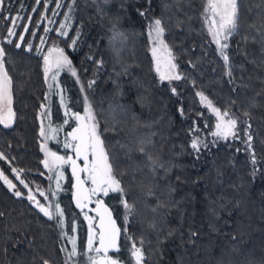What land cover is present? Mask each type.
I'll return each mask as SVG.
<instances>
[{"label":"trees","instance_id":"1","mask_svg":"<svg viewBox=\"0 0 264 264\" xmlns=\"http://www.w3.org/2000/svg\"><path fill=\"white\" fill-rule=\"evenodd\" d=\"M59 2L63 7L58 11L57 0L40 4L6 0L0 9V40L7 53L5 68L11 78L14 111L12 127L0 126V152L8 158L0 159V168L24 194L16 197L0 180V212L4 213L0 264H43L44 260L66 264L60 228L27 199L26 189L11 171L23 169L21 177L30 187L49 186L38 139V108L48 87L43 53L37 52L44 35L46 44L52 39L64 42L79 76L75 86L82 102L88 94L100 129L115 128L103 132L105 146L116 141L126 146L113 154L114 171L126 195L104 197L121 227L120 249L115 253L119 259L129 264L133 242L140 247L142 240L143 264H195L202 255L207 258L202 264H264V178L251 177L252 166L241 140L222 138L199 154L190 146L194 122L207 124L206 128L213 123L196 95L202 92L213 105L229 110L239 129L244 121L251 124L257 158L264 161V41L257 31L264 32L261 0H238L240 28L227 41V63L202 19L205 0ZM17 13L21 17L14 29L18 35L9 37L7 29L12 24L5 17ZM68 13L72 23L63 38L57 29ZM147 15L162 20L163 40L180 80L160 79L144 23ZM116 32L122 38L113 39ZM17 43L21 47H15ZM114 49H119L118 57ZM88 56L102 59L103 66L98 68ZM90 80H95L93 87L81 92V83ZM173 87L178 95L171 92ZM181 107L183 116L178 111ZM76 110L84 113V102L71 111ZM240 135L243 138L242 131ZM141 140L151 141L145 143L146 151L164 167L153 171L147 156L137 150ZM260 169L264 171V163ZM125 198L134 205L127 220L121 203ZM79 223L84 232L83 219ZM193 232L197 235L190 237Z\"/></svg>","mask_w":264,"mask_h":264},{"label":"snow or ice","instance_id":"2","mask_svg":"<svg viewBox=\"0 0 264 264\" xmlns=\"http://www.w3.org/2000/svg\"><path fill=\"white\" fill-rule=\"evenodd\" d=\"M6 0H0V9H2L5 5ZM36 4H40L41 0H35ZM151 0H149V4ZM261 3L264 4V0H261ZM23 7V5H21ZM63 7L62 3L57 0L56 8L59 9ZM69 13L72 10V5H68ZM33 11H36L33 8ZM56 14L55 12L53 13ZM142 16L145 15V12L140 13ZM202 19L207 24V31L211 34L212 41L218 46V52L223 57L224 61L227 63L229 60L228 55L225 50L228 48L227 41L231 36L236 34L240 28V13H239V5L238 0H205V8L201 13ZM43 18V17H42ZM5 19H9L11 21L12 27L7 29L8 36H17L18 34L15 32V28L20 26L17 24V21L21 19L19 13L16 16H8ZM31 20V17L28 18ZM70 16L66 15L65 20H69ZM39 26V25H37ZM66 25H61L60 35L67 36L68 33L63 29ZM249 27H254V25H249ZM261 27L264 28V21H261ZM24 31L27 32L28 28L24 26ZM44 31L47 33L49 29L45 28ZM260 33V38L264 41V32H261L260 29H257ZM165 33V28L162 26V20L159 18H153L149 23V36L152 39L153 44L155 45L152 49L153 56L156 55V50L158 46H163L167 48V45L164 43L163 35ZM34 34V33H33ZM79 32H77V38L72 40V46L74 47L79 39ZM123 34L116 32L114 33L113 39L122 38ZM7 39V37H5ZM19 39L21 41L24 40V36L19 34ZM247 39V37H245ZM44 38H41V44H43ZM8 43H12L11 40H8ZM15 47L19 48L21 45L17 43ZM29 49H31V45H29ZM57 51L58 56L55 58V61H51L48 55L44 56V74L45 79H48L49 72H52L51 80L53 83H49L48 87L51 91L54 87L59 88V85L56 82V77L59 74V71L62 69H66L71 73L73 77H76L77 82H79V76L77 74V70L73 67L72 61L69 59L67 55H65L63 49L55 48L50 49L49 51ZM117 57L119 56V49H114ZM40 49L37 48V52ZM169 54L170 50H169ZM7 58V53L5 48L0 46V114H2L5 109H7L8 116L5 117L0 115V123H3L5 127L10 126L11 117L14 116V113L11 111V78L8 76L7 71L5 70V60ZM86 59L90 60L92 63L96 64L97 67L103 66V60H96L92 56L86 57ZM171 67L175 69L177 67L176 64H171ZM53 68L55 71H53ZM86 71V70H85ZM159 71V68H157ZM231 76V72L228 73ZM182 77L180 75H163L161 74L160 79L163 80H180ZM231 82V81H230ZM95 84V80H90L87 84L81 83L80 91L84 92L85 88L91 89ZM171 92L173 94L178 95L176 88H171ZM201 99L202 103L206 102L207 107L216 114L217 124L216 131L213 133L214 136L218 138L227 139L231 136L234 139L241 140L244 145V151L248 153L249 163L252 166V171L250 172L253 180L260 176L264 178V171H261L260 164L264 163V161H260L257 158L255 148L253 146L254 137L252 135L251 124L247 121H244V128H238V120L233 118L230 114L229 110L221 111L220 108L214 107L212 102L208 100L206 96L202 92L196 93ZM84 102V115L82 116L79 112H72L71 108L65 105V98L63 95L60 97V103L65 105V116L68 119L64 120V124H70V120L74 119L76 121V127L72 128L70 132L66 133V138L63 143V147L65 149H70L72 154L67 156L57 155L55 152H50L47 149L46 144H41V148L45 151L46 159L42 161L44 167L49 171H54L55 180H56V190L60 189V180L63 178V172L60 169L64 165H69L71 167L72 176L75 178L76 184L74 187L76 188V192L74 193V199L76 203V207L81 210L84 214V219L88 221V239H87V248L85 253L86 262L85 264H120L119 259H113L108 255L109 250H113L114 252H119L118 238L120 236L121 230L116 227L115 221L112 220L111 213L106 205L103 204L101 197H107L109 193H120L122 196H125V188L121 186V181L117 179V172L114 171V163L115 156L113 155L117 148H125L126 146L120 144L119 141H116L114 144H109L108 147L105 146L104 140L101 138L103 132H107L109 130L116 131L115 128L109 129L104 128L100 129L99 121L96 118V114L92 108L91 103L89 102V98L87 95L83 97ZM233 103H235L233 101ZM41 107L45 109L43 115H48L49 111L47 105L42 104ZM180 114L183 116L184 111L181 107L178 109ZM198 116L202 114H197ZM247 116L248 113L245 112ZM227 118V119H226ZM207 127V124H205ZM49 130L52 132H57L59 129H52L51 122H49ZM193 133L199 131L198 125H195L190 130ZM243 132V138L240 133ZM41 137H45V130L41 127L40 131ZM151 143L150 140L140 141V146L138 147V151L147 156L150 164L153 167V171H155L156 167H164L162 164H158L157 160L153 159V157L148 154L145 148V143ZM215 143V141H213ZM264 144V141H261ZM191 148L199 154L200 150L207 149L209 147L208 143L202 140L199 136H195L191 140ZM240 151V149H237ZM0 159L7 160L8 158L5 156L3 152H0ZM169 169H166L168 171ZM11 171L15 173V179L19 181V184L23 185L25 189H28L27 199L33 202L36 208L39 209L41 213L49 220H54L56 222L57 227L61 230L62 238H66L71 244V250L69 251L67 247L62 248V251L67 253L68 259L72 260L73 258L78 256L77 243L75 235L69 236L68 232L64 230V209L61 208V205L58 201L51 200L50 197H55L57 195V191L50 190L46 195L43 191H40L39 188L36 189V193H38L47 203H41L36 199V194L33 193L32 188L29 186V183L24 179H21V172L23 169L12 168ZM122 175V174H121ZM49 179H53V177H49ZM179 179V177H177ZM0 180L4 182L8 186L9 189L13 190L14 195L16 197H21L24 194L17 188L16 184L12 182L4 174L3 171H0ZM85 185H91L90 187H85ZM149 195H152L151 190H149ZM93 197H95V201H93ZM96 204V208L102 209L98 214L99 225L93 223L96 217L89 216L87 209L88 205L91 203ZM121 203L126 211L125 220L128 219L130 215L134 212V205L129 204L127 199H122ZM96 209H93L95 211ZM155 210V209H153ZM4 215L3 212H0V217ZM105 217H107V222H105ZM75 219V217H74ZM76 231L75 227L72 228V232ZM126 234V230H125ZM171 235V233H170ZM197 233H190L191 236H195ZM141 246L137 247L136 243L133 242L130 255L134 259V264H143L145 256L143 252V241H140ZM98 245V246H97ZM99 257H103V259H99ZM43 264H49L47 260L43 261ZM67 264V262H66ZM73 264H78V261H73Z\"/></svg>","mask_w":264,"mask_h":264},{"label":"rangeland","instance_id":"3","mask_svg":"<svg viewBox=\"0 0 264 264\" xmlns=\"http://www.w3.org/2000/svg\"><path fill=\"white\" fill-rule=\"evenodd\" d=\"M57 11H58V9H57ZM67 15H69V13ZM153 18H156V17L152 16V15H147L146 19H145L146 22H144L145 26L147 28L148 36H149V23L152 21ZM71 23H72L71 17L67 21L65 20V17H64L60 23L59 28L57 29L58 34L60 35V30H61L62 24L66 25V27L63 30L68 33L70 30V27H71ZM46 37H47V35H44L42 37V38H44V41H45ZM62 37L65 38L66 36H62ZM149 38H150V36H149ZM150 41H151L152 49H153V47L155 45L153 44L151 38H150ZM0 46H1V40H0ZM37 48L40 49L39 52L43 53V60H44V56L48 55L50 60L54 62L55 58L58 56V52L55 50L50 52L49 50L55 49V48L63 49L65 55L68 56L67 49L64 46V42H62L59 39H52L47 44L45 42L43 44H41V40H40L39 44H37ZM154 59H155L156 70H157V68H159V71H157L159 73V75H161V74H163V75H175V69H173L171 67V64H173L174 61H173L172 56L169 54V51L167 50V48H164L163 46H158ZM44 67H45V64H44ZM73 67H75V66L73 65ZM5 70H6V68H5ZM53 71H55L54 68H53ZM51 75H52V72H49L48 79H47L48 85H49V83H53V81L51 80ZM75 80H76V78L73 77L69 71H67L66 69L60 70L59 74L56 77V82H55L59 85V88L54 87L50 91L49 87H47L45 95H44V99H43V101L40 102V105L38 108L39 109L38 110V122H39V124H38L39 125V127H38L39 138L38 139H39V147H40V150L43 154V160L46 159V156H45V151L41 148L42 143L46 144L47 149L50 152H55V153H57V155L67 156V154H68V149H65L63 147V143H64V140L66 138V130L71 126L72 120H70V124H64V120L68 119V117L65 116V110H66L65 105H67L69 108H71V110L75 109L77 107H80V108L83 107V102L81 100L79 90L75 86V84H76ZM61 95H63L65 98V105H62L60 103ZM86 95L88 96V94H86ZM199 99H200V97H199ZM200 102H201V99H200ZM42 104L47 105L49 114L46 116L42 114L45 111V109H43L41 107ZM201 104L203 106H205L208 113L212 115L213 123L210 125V128H206V127L202 126V124H198L199 131L196 133L192 132V139L194 138V135H195V136H199L202 140H204L208 144H214L213 141H215V143H216L218 140L222 139V138H218V137L213 135V133L216 131L215 126H216L218 120H217L216 114L213 113L207 107L206 102L205 103L201 102ZM213 106L216 107L215 105H213ZM82 110H83V108H82ZM11 111H12V113H14L13 108H12V103H11ZM0 115L7 117L8 116L7 109H5V111ZM96 118H97V116H96ZM97 120H98V118H97ZM13 122H14V116L11 117L9 127H5V125L3 123H0V126L5 127V128H10V127H12ZM49 122H51V128L52 129L58 128L59 130L55 133L50 131L49 130ZM41 127H43L45 130V134H46L45 137H41V135H40ZM202 150H203V148L200 151L202 152ZM65 166L66 165H64L60 169V171L63 172V178L60 180V189L59 190H56V180H55V175H54L55 170L49 171L45 167H44V171H45L44 174L46 175V177L49 180V186L44 187L42 184H40L39 186H37L38 184L35 186H32L33 185L32 184L31 188L33 190V193L36 194V199L39 200L41 203H47V202L44 200L43 197H41L38 193H36L37 188H39L40 191H43L46 195L48 194V192L50 190L57 191V195L55 197H50V199L54 200V201H58L61 205V208L64 209V213H65L64 230L66 232H68L69 236L75 235L76 243H77V250H78V256L73 258L72 260L68 259L67 253L65 252V254H64L65 255V263L67 262V264H73V261H78V264H85L86 257H85V255H83V253H85L86 248H87L88 230H85L83 232L82 225L79 223V218L82 219V215L80 214L78 216V212H76L77 210L73 207L72 204H70L71 203V199L69 197L70 196V193H69L70 187H69V183H68L67 170H66ZM0 171H2L1 168H0ZM13 174L15 176V173H13ZM50 176L53 177V179L50 180L49 179ZM21 179H22V177H21ZM70 183H71V179H70ZM26 191L28 194V189H26ZM31 203L35 206V204L33 202H31ZM73 209H75L76 211H74ZM74 217H75V219H74ZM73 227H75V229H76V231L74 233L72 232ZM64 239H65V241H64L65 247H67L68 250L70 251L71 250V244L66 238H64ZM206 259L207 258L204 255H202L199 258V262H195V264L205 263ZM128 263L133 264V259H130V260L128 259ZM120 264H127V263H125V261L122 260L120 262Z\"/></svg>","mask_w":264,"mask_h":264},{"label":"water","instance_id":"4","mask_svg":"<svg viewBox=\"0 0 264 264\" xmlns=\"http://www.w3.org/2000/svg\"><path fill=\"white\" fill-rule=\"evenodd\" d=\"M73 112H79L82 116L84 115V113L81 111V110H76V111H73ZM76 127V121L74 120V123L66 130V133L67 132H70L72 130V128ZM72 152L70 151L67 155H71ZM67 168H68V172L70 174V177H71V185H70V188H71V193H70V199H71V202H72V205L73 207L81 212V210L79 208L76 207V203H75V199H74V193L76 192V188L74 187V185L76 184V181H75V178L72 176V173H71V167L69 165H67ZM85 187H89L88 185H85ZM102 201H103V204L107 206V208L109 209L110 213H111V217H112V220L115 221V224H116V227L119 228L121 230V227L115 217V214H114V211L112 209V207L106 202L105 198L104 197H101ZM93 201H95V198H93ZM93 209H96L95 211H93ZM85 210H88V211H91L93 212L95 215H96V219H95V223L97 226L99 225V218H98V214L99 212L102 211V209H98L96 208V204L93 202L91 204L88 205L87 209ZM105 222H107V217H105ZM120 237H121V232H120V236L118 238V245L120 244ZM98 246V245H97ZM119 249H120V246H119ZM116 252H114L113 250H109V253L108 255L112 257L111 254H114ZM113 258V257H112ZM99 259H103V257H99ZM115 259V258H113Z\"/></svg>","mask_w":264,"mask_h":264},{"label":"flooded vegetation","instance_id":"5","mask_svg":"<svg viewBox=\"0 0 264 264\" xmlns=\"http://www.w3.org/2000/svg\"><path fill=\"white\" fill-rule=\"evenodd\" d=\"M74 123V119H72V124ZM71 124V125H72ZM71 150L70 149H68V153L70 152ZM71 178V177H70ZM70 185H71V183H70ZM89 187L91 186V185H88ZM103 197V196H102ZM93 198H95V197H93ZM87 212H88V214H89V216H92V217H96V215L93 213V212H91V211H88V210H86ZM79 212V211H78ZM81 215H82V219H83V221H84V223L86 224V230H88V221H86L85 219H84V214H83V212H79ZM93 223H95V220L93 221ZM115 259H119V255L118 254H111ZM119 262H121V260L119 259Z\"/></svg>","mask_w":264,"mask_h":264},{"label":"bare ground","instance_id":"6","mask_svg":"<svg viewBox=\"0 0 264 264\" xmlns=\"http://www.w3.org/2000/svg\"><path fill=\"white\" fill-rule=\"evenodd\" d=\"M113 257V256H112ZM114 258V257H113Z\"/></svg>","mask_w":264,"mask_h":264}]
</instances>
